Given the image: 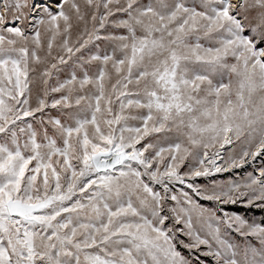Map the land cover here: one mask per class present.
<instances>
[{
    "label": "snow or ice",
    "instance_id": "6c2138e0",
    "mask_svg": "<svg viewBox=\"0 0 264 264\" xmlns=\"http://www.w3.org/2000/svg\"><path fill=\"white\" fill-rule=\"evenodd\" d=\"M259 156L264 0H0V264H264V224L222 207L264 209V167L196 183Z\"/></svg>",
    "mask_w": 264,
    "mask_h": 264
},
{
    "label": "rangeland",
    "instance_id": "374dc122",
    "mask_svg": "<svg viewBox=\"0 0 264 264\" xmlns=\"http://www.w3.org/2000/svg\"><path fill=\"white\" fill-rule=\"evenodd\" d=\"M80 2L82 3V0H80ZM54 3V2H53ZM53 11H55L56 9L53 8ZM91 11V10H89ZM101 12L103 11V9L100 10ZM117 17H123L122 13H117ZM116 17H113V19H115ZM89 29H91V22H89L88 24ZM84 29V25L83 23H80L77 27H74L73 29V33H72V39L75 40L76 36L83 32ZM117 30H113L110 27L107 29V31L102 30L101 31V35H105V34H109L111 32H114ZM120 32H122L123 30H119ZM59 42V38L58 41ZM87 52H91V53H97L99 52L100 54H103L105 52H111V45L109 44V42L107 41H94L93 43L88 45V48L85 50ZM56 52V49H54V54ZM79 55V54H78ZM76 58L73 57V60H75ZM58 67L60 69H62V71L57 72L56 70H53V75L51 77V79L49 80V95L45 98L47 100V102L49 104H51L52 100L58 99L60 97V93H51L50 91V87L54 86L57 82V79H64L68 76L69 74V70L72 67V61L69 62V65H58ZM90 68V71L92 70V68H94V66H86ZM78 75H81V72L79 69L76 70ZM35 75V74H33ZM32 87V103L33 106L35 105V100H36V96L40 95L43 96V89L45 87V85H43L39 80H35L33 82V84L31 85ZM66 111H72L70 109H57V108H47L45 109L44 113H37L36 116L37 118H39L41 115L44 116L45 119H47L48 116H52V117H59L61 119H65V117H63L61 115L62 112H66ZM21 123H32L33 126L37 129L38 132V140H40L42 142L43 140V129L40 127L39 121L38 119H33L32 117H28L25 118L24 122ZM130 124H135V121H129ZM48 132L49 135L53 134V129L49 126L48 127ZM163 135V134H162ZM173 135L174 134H170ZM235 147L237 153L240 150V146L239 144H235V145H225V147L223 149H221L222 153L227 156V154L231 151V149ZM193 151H200L201 153L203 152V149H193ZM219 162V161H218ZM31 167V165H30ZM264 167V156H259L257 157L255 160H250L247 164H245L244 166L240 167V168H234L229 172H225V173H217L212 177H208V178H198L196 180V183L202 185V186H210L212 181H216L218 183H226L227 181H233V182H242L243 180L246 179L247 174L248 173H253L258 175V169ZM177 187H182V186H177ZM200 203L204 206V207H209V208H215L216 205L213 202H209V201H200ZM224 208L225 211L229 212L230 214H239L241 216H243L245 219H247L250 223L251 222H256V223H262L264 224V209L262 208H258V207H249V208H245L241 203H237L236 205H223L222 206ZM233 208H244V209H250V211H258L257 213L254 212H246V213H242V212H236L235 210H232ZM220 215H222V213H218ZM229 239L234 242V243H239V244H243L245 241V238L239 236L236 233H230L229 235ZM247 240L253 244H256V241L253 237H248ZM259 245L257 244V247ZM179 250L185 255L187 256V250L183 249V248H179ZM202 260L207 261V264H212L211 258L210 257H201Z\"/></svg>",
    "mask_w": 264,
    "mask_h": 264
},
{
    "label": "trees",
    "instance_id": "16d2710c",
    "mask_svg": "<svg viewBox=\"0 0 264 264\" xmlns=\"http://www.w3.org/2000/svg\"><path fill=\"white\" fill-rule=\"evenodd\" d=\"M232 210H235L236 212H242V213H248L250 211V209H244V208H233ZM250 212H254L257 213L258 211H250Z\"/></svg>",
    "mask_w": 264,
    "mask_h": 264
},
{
    "label": "bare ground",
    "instance_id": "6f19581e",
    "mask_svg": "<svg viewBox=\"0 0 264 264\" xmlns=\"http://www.w3.org/2000/svg\"><path fill=\"white\" fill-rule=\"evenodd\" d=\"M49 2H50V3H53V2H55V0H49ZM220 151H221V150H220ZM221 152H222V151H221Z\"/></svg>",
    "mask_w": 264,
    "mask_h": 264
}]
</instances>
